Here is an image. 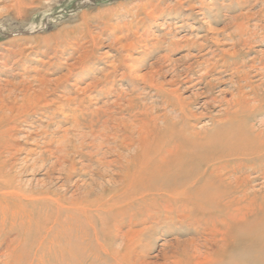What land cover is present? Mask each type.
Wrapping results in <instances>:
<instances>
[{
	"label": "rangeland",
	"instance_id": "1",
	"mask_svg": "<svg viewBox=\"0 0 264 264\" xmlns=\"http://www.w3.org/2000/svg\"><path fill=\"white\" fill-rule=\"evenodd\" d=\"M150 80L207 133L196 170L236 110L218 101L257 97L245 128L263 132L264 0H0V264H264V244L229 240L211 190H158L168 153L139 130L164 110ZM135 158L157 177L127 179Z\"/></svg>",
	"mask_w": 264,
	"mask_h": 264
},
{
	"label": "bare ground",
	"instance_id": "2",
	"mask_svg": "<svg viewBox=\"0 0 264 264\" xmlns=\"http://www.w3.org/2000/svg\"><path fill=\"white\" fill-rule=\"evenodd\" d=\"M153 83L154 82L150 80V83H146V86H148L150 90H155L157 92L156 96L159 99L157 103H162L164 110H160L159 108L154 107L151 108V111L149 110L150 112L148 113V121L144 123L143 127H140L139 130L141 132L147 133L146 142H151L150 140H152L154 144H159L157 146H159L160 148H164L165 152L167 151L168 153V157L166 158L169 159V164L167 165V168L164 172V177H162L160 180L161 183L157 187L158 190H173L174 196L176 197L186 196L187 193H191L198 188H201L198 191L200 193H202V190H211L212 195L215 196V198H218V202L220 204H223V206H226L227 208L225 228L229 240L236 243L235 245L239 246L244 242L254 243L257 246L264 244V223L258 224L257 222H255L256 219L252 221V218L247 221L250 217V213L255 214L253 215L254 217L258 216V214L264 217V187L255 190L250 185L251 181L249 178V173L251 171L257 172L260 176H264V131L257 134L255 133L253 127L248 126V129L245 128L246 125H248V122L253 119L254 114L261 111V109L259 108L260 100L257 97H254L251 100H244V102L240 100L242 104L235 100L232 105L229 103L225 104V102L223 101H218L221 104L227 105L228 108L231 106L236 110L227 109L226 114H229L228 116L230 118L225 123H223V125H221V127H219L217 130H215L214 132L212 131L211 138L214 142L212 140H209L210 145L213 142V144L209 148L211 149V152L218 151L219 158H214L212 156L205 157V154L202 155L201 159L199 160V163L202 165V168L201 170H196L195 168L190 167L188 164V162L190 163L191 161H195V158L198 156L197 150L194 149L193 142L200 138L202 139V136L207 133L194 131L192 125H189L188 118L189 113L192 114V110L184 105L185 101L181 99H172L173 94L176 92V90H164L159 87V84ZM168 84H170V82H168ZM150 95L151 94H147V97H149L148 99L153 98L151 97L152 95ZM153 110H155V112ZM159 111H164V118L158 115ZM161 117L163 119H161ZM132 125L134 126L133 123ZM105 127L107 126L105 125ZM222 134L227 135L225 136V138L217 139L218 135ZM68 150L69 149H67V151ZM202 150L204 149H201V151ZM96 161L98 162V160ZM143 168L144 167L141 166V162L136 160L135 158L131 162L127 170L126 178L136 179L138 177L141 178L142 176L147 175L150 178L157 177L156 172H154L153 170L144 172ZM114 175L115 174H113V176ZM213 177L216 178L215 183L203 182L205 178L211 179ZM151 190L152 188L144 187V189H142V192H149ZM249 195H252L253 198L256 199V207H250L249 210L246 212L244 211V206H246L245 203ZM181 202H183V200ZM182 205L184 207H195L196 205L199 206V204H191L189 201L183 202ZM244 212H246V215L248 214V219H246V216H243ZM229 214L231 215L229 216Z\"/></svg>",
	"mask_w": 264,
	"mask_h": 264
}]
</instances>
